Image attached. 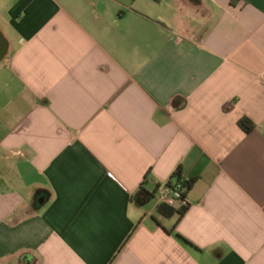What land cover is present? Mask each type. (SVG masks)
Here are the masks:
<instances>
[{
  "label": "crops",
  "instance_id": "1",
  "mask_svg": "<svg viewBox=\"0 0 264 264\" xmlns=\"http://www.w3.org/2000/svg\"><path fill=\"white\" fill-rule=\"evenodd\" d=\"M0 264H264V0H0Z\"/></svg>",
  "mask_w": 264,
  "mask_h": 264
},
{
  "label": "trees",
  "instance_id": "2",
  "mask_svg": "<svg viewBox=\"0 0 264 264\" xmlns=\"http://www.w3.org/2000/svg\"><path fill=\"white\" fill-rule=\"evenodd\" d=\"M156 2H160L161 0H154ZM239 127L247 134L253 132L256 129V125L249 119V118H242L239 121ZM197 178L187 179L183 175L182 167H178V169L172 174L169 181L164 185L169 190L179 189L181 194L180 204L179 207H172L166 204H161L158 208V212L165 218H172L175 215L179 216V220L184 217L187 210L189 209L190 202L188 200V194L192 190L194 184L196 183ZM161 185L157 187V191L161 189ZM178 239L185 241L180 235L176 236Z\"/></svg>",
  "mask_w": 264,
  "mask_h": 264
},
{
  "label": "built area",
  "instance_id": "3",
  "mask_svg": "<svg viewBox=\"0 0 264 264\" xmlns=\"http://www.w3.org/2000/svg\"><path fill=\"white\" fill-rule=\"evenodd\" d=\"M180 188H177L175 190H169L166 187H161L159 190V200L161 204H166L172 207H179L182 202L180 201L181 199V194L179 192Z\"/></svg>",
  "mask_w": 264,
  "mask_h": 264
}]
</instances>
